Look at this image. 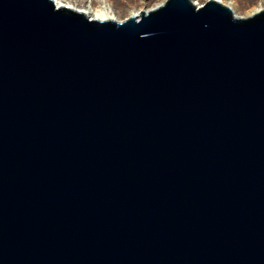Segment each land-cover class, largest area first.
Listing matches in <instances>:
<instances>
[{
	"label": "water",
	"instance_id": "95a60500",
	"mask_svg": "<svg viewBox=\"0 0 264 264\" xmlns=\"http://www.w3.org/2000/svg\"><path fill=\"white\" fill-rule=\"evenodd\" d=\"M0 264H264V8L0 0Z\"/></svg>",
	"mask_w": 264,
	"mask_h": 264
},
{
	"label": "rangeland",
	"instance_id": "374dc122",
	"mask_svg": "<svg viewBox=\"0 0 264 264\" xmlns=\"http://www.w3.org/2000/svg\"><path fill=\"white\" fill-rule=\"evenodd\" d=\"M73 2H78L81 5L87 2H92V4L97 5L100 0H72ZM113 6L116 15L120 19L126 18L132 10L138 9H149L157 5L161 1L165 0H106ZM197 4H202L206 0H192ZM221 1V0H220ZM224 2H229L232 4V9L235 14L241 16H247L251 9L262 6L264 7V0H222ZM221 1V2H222Z\"/></svg>",
	"mask_w": 264,
	"mask_h": 264
},
{
	"label": "bare ground",
	"instance_id": "6f19581e",
	"mask_svg": "<svg viewBox=\"0 0 264 264\" xmlns=\"http://www.w3.org/2000/svg\"><path fill=\"white\" fill-rule=\"evenodd\" d=\"M52 2L54 3V5L56 7H61V6L67 7V8H70L72 10L79 11V12L85 14L87 17H90L93 19L96 18V19L101 20V19L110 18V19H113L116 21L123 20V19H120L116 15L113 6L111 5V3L107 2L106 0H100V3L97 5L92 4V2H87V3H84L81 5L80 3L75 2V1L73 2L72 0H52ZM163 2L164 1H161L157 5L149 8V9L143 8V9H138V10H132L127 17H130L131 15H135L138 18V17H140L142 10L147 12L149 10H152V9L160 6ZM193 3L196 5H199L195 1H193ZM222 3L230 6L231 8L233 7L232 4L229 2L222 1ZM260 9H262V6L255 7L253 9H251V11L248 13V15H251V14L257 12ZM236 15H238V14H236Z\"/></svg>",
	"mask_w": 264,
	"mask_h": 264
}]
</instances>
